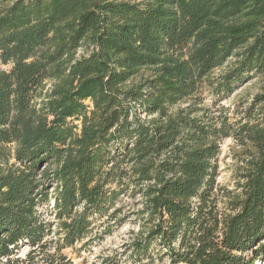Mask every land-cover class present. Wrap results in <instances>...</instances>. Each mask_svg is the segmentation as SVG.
Wrapping results in <instances>:
<instances>
[{
  "label": "trees",
  "instance_id": "trees-1",
  "mask_svg": "<svg viewBox=\"0 0 264 264\" xmlns=\"http://www.w3.org/2000/svg\"><path fill=\"white\" fill-rule=\"evenodd\" d=\"M255 80L264 0H0V264H72L132 217L135 264L261 262L264 90L223 104Z\"/></svg>",
  "mask_w": 264,
  "mask_h": 264
},
{
  "label": "rangeland",
  "instance_id": "rangeland-1",
  "mask_svg": "<svg viewBox=\"0 0 264 264\" xmlns=\"http://www.w3.org/2000/svg\"><path fill=\"white\" fill-rule=\"evenodd\" d=\"M50 88L48 84L47 89ZM264 83L259 80L252 81L237 91L234 96L224 102L225 106H231L237 103L239 100L251 99L254 95L263 92ZM208 104V102H207ZM241 148L233 141L227 140L222 144V156L220 159V176L218 182L222 189L219 197V205L222 212H226V204L228 197L226 192H234L237 194L238 190V174L237 165L241 164ZM126 204L131 203L130 200H125ZM139 229L138 224L135 223V217L129 219L128 223L120 229L107 237L103 241H95L89 245L83 246V243L76 244L74 249H67L63 251V255L66 256V260H70L72 264H135L130 261L126 246L130 242L133 236V232ZM51 249L50 252H53ZM29 251V248H23L19 257L24 258ZM256 253L247 252L244 257L247 261L251 262ZM261 262H255L254 264H264V251H259ZM109 260H112L109 261ZM116 262V263H115ZM145 264H160L159 261L145 263Z\"/></svg>",
  "mask_w": 264,
  "mask_h": 264
}]
</instances>
